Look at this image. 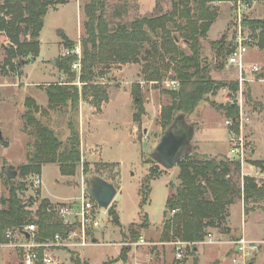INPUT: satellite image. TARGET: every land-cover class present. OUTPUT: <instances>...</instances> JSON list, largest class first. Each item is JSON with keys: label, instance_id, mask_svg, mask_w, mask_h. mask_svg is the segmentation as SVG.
Segmentation results:
<instances>
[{"label": "rangeland", "instance_id": "374dc122", "mask_svg": "<svg viewBox=\"0 0 264 264\" xmlns=\"http://www.w3.org/2000/svg\"><path fill=\"white\" fill-rule=\"evenodd\" d=\"M87 1L63 0L62 3L50 6L44 15L39 35V55L24 60L14 70L3 68L5 48L9 42L0 33V199L9 194L11 182L7 179V170L15 173L11 178L13 182L25 181V188L19 190L18 194L35 219L43 199H48L54 205H73L75 209L80 203L82 188H86V181L93 176H100L114 184L117 193L107 208L99 206L91 198L93 214L87 225L86 245L48 248L47 252L55 258V264H78L76 259L88 264H232L233 246L227 240L235 239L242 228L246 237L259 243L258 251L247 257L248 263L264 264V198L258 201L250 199L244 204L241 198L235 197L228 207L227 217L232 226V234L227 221L226 227L229 230L226 232L210 228L208 231L212 233L213 239L222 241L211 242L206 236L197 243L189 242L192 247L193 244L199 247L198 252L186 246L184 256L177 258L172 242L178 238L160 241L166 200L175 193V186L179 184L177 163L168 167L159 160L155 152L162 135L157 122L159 111L162 106L171 102V97L162 92L161 88L178 87V81L173 79V70L164 71L162 80L157 82L146 80L141 63L111 64L106 68L105 74L100 73L104 68L98 65L95 81L104 86L106 100L95 105L91 96L81 97L75 112L71 111L70 105L58 109L48 108L45 88L52 83L65 82L68 78L58 68L56 59L63 57L62 51L67 47L66 39L75 44L81 42L85 19L83 5ZM250 1H253V7L244 25L253 35L254 42L250 45L247 56L248 61L256 62L260 69L252 73L245 71L246 80L243 81L240 93L236 69L223 60L222 67H219L210 42L220 38L223 33L230 36L235 31L232 5L227 1L217 5V19L206 37L198 40L199 54L210 64L213 78L227 83L236 80L238 88L235 92L228 86L219 88L216 94L208 96V100H202L187 115V119L198 125L200 134L207 141L203 143V150L195 141L196 149L213 153L220 148L225 153L218 156L221 159L233 157L230 153V140H227L231 131L241 135L245 148V172L264 185V169L254 165L250 167L246 161L247 157L264 160V46H260V29H253L246 23L250 19L264 18V0ZM171 3L172 0H106V10L116 22L164 13L171 9ZM117 7L120 14L114 13ZM126 7L128 10L125 14ZM22 38L28 39L29 36L24 34ZM178 42L187 54L191 53L189 42H185L183 38H179ZM75 83L81 87L77 77ZM137 85L140 86L144 108L138 121L134 119L138 107L133 92ZM237 96L242 97V106L237 103ZM27 97H32L40 107L47 108L46 112H35L34 115L52 128L60 140L65 141L69 136L70 121L79 134L80 160L76 173L61 177L57 163L44 164L40 172L43 183L38 189L31 185V174L21 175L18 169L19 165L27 162L29 146L35 139L33 127L25 126L26 119L22 116L32 109L25 103ZM211 101L222 106L213 107ZM229 103L237 106L238 114L242 111V128L238 123H225L226 119L231 118L224 107ZM250 151H253L252 155H249ZM151 168L154 169L155 176L147 183L145 179ZM143 195L145 202L141 204ZM109 207L119 215L118 224L108 213ZM244 207L248 209L247 213ZM170 213L172 214L168 211V215ZM144 221L145 226L139 227ZM131 226L133 230L140 231L139 238L130 237ZM141 238L144 243L139 242ZM8 243L9 239L0 243V264H24L21 249L9 246ZM124 245L130 247L126 261L118 259L121 246Z\"/></svg>", "mask_w": 264, "mask_h": 264}, {"label": "trees", "instance_id": "16d2710c", "mask_svg": "<svg viewBox=\"0 0 264 264\" xmlns=\"http://www.w3.org/2000/svg\"><path fill=\"white\" fill-rule=\"evenodd\" d=\"M235 0H172L171 9L154 16H141L114 22L107 13L106 0H88L83 5L84 36L81 39L82 69L78 77L81 84L76 83L77 74L72 70L75 55L57 58L58 68L68 75L65 82L47 85L45 90L47 104L50 109H58L70 105L72 112L78 109L81 97L91 96L95 105L107 99L102 84L95 81L96 68L103 66L101 74L111 64L141 63L147 81L162 80L164 71L173 70V79L178 81L177 88H161L162 92L171 97V102L160 108L157 122L162 134L172 123L177 112L192 113L202 100L216 94L219 88L228 86L235 92L238 81L226 82L215 79L210 74V64L202 59L197 46L200 37L206 34L217 19L219 12L217 2ZM63 0H0V33L8 39L5 48L6 56L3 68L16 69L23 60L39 55V35L44 23V15L52 5ZM126 7L124 9L127 13ZM120 14L117 7L114 11ZM253 29H260V46H264V18L247 20ZM232 24V23H230ZM27 34L28 39L22 35ZM232 35L223 33L218 39L210 42L219 67L222 60L232 49ZM183 38L189 42L191 53L187 54L178 42ZM74 41L66 39L67 47H72ZM18 61V63H17ZM6 72V70L4 71ZM133 90L138 112L134 115L139 120L144 112L140 97V86ZM26 105L30 108L23 113L25 126L31 125L35 139L29 146L27 162L18 166L21 175L40 173L47 163H57L61 175H74L80 160L79 134L76 127L69 122L70 133L65 141L60 140L54 130L35 117V112H46L36 104L32 97H27ZM213 107H219L211 101ZM231 118H237L236 105L224 106ZM237 125V122H234ZM193 146L191 153L184 154L177 162L179 167V184L175 193L166 200L164 222L160 233V241L178 238L187 242L197 243L204 240L210 228L226 232L228 207L239 197L246 204L264 198V185L256 177L241 175V165L238 160L203 155ZM247 163L264 169V160H253L247 157ZM17 169V170H18ZM145 179L148 183L154 178V169ZM237 178V180H235ZM9 194L0 199V243L8 241L5 236L7 229L20 228L26 224H35V240L45 242L55 234L66 236L70 226L65 224L55 210V205L48 199H43L37 210V218H32L27 205L22 201L18 191L25 188V181L19 183L12 179ZM143 194V193H142ZM145 202L144 195L141 204ZM61 204V203H60ZM174 210V212H172ZM168 211L172 214L168 215ZM245 213L248 209L244 207ZM108 213L115 223H119V215L108 208ZM146 221L139 224L145 226ZM130 237H140L138 229L129 228ZM196 247V245H193ZM42 254V248H38ZM130 247L121 246L118 259L127 260ZM78 264H88L79 261ZM35 264H43L37 261Z\"/></svg>", "mask_w": 264, "mask_h": 264}, {"label": "built area", "instance_id": "2783aa9c", "mask_svg": "<svg viewBox=\"0 0 264 264\" xmlns=\"http://www.w3.org/2000/svg\"><path fill=\"white\" fill-rule=\"evenodd\" d=\"M233 8V25H234V37L231 51L226 56V64L234 67L237 71L240 93L242 91L243 81L246 80L245 71L257 72L260 66L256 62L248 61V52L250 51V45L253 44L254 39L250 31L244 25V21L247 18L250 10L253 7V1L250 0H235L230 3ZM63 56L75 55L76 58L72 63V71L77 74V79L82 69V48L81 44H75L72 47H66L62 51ZM79 82V81H78ZM80 83V82H79ZM229 99V97H226ZM237 103L242 106V97H236ZM239 124L242 128L243 114L239 112L237 118H229L225 120L227 125ZM230 140V153H232V159L238 160L241 167H243L245 158V148L243 137L235 132L229 134ZM31 185L35 188L42 187V175L41 173H33L30 177ZM88 193L85 187L81 190L80 203L74 209L73 205L66 203L58 204L54 208L58 215L62 218L63 222L69 225L71 228L67 232L66 236L55 234L54 237L45 242H37L35 240L36 225L26 224L20 228L7 229L5 236L9 239V246L18 247L22 251L24 264H35L37 261H42L43 264H55L56 260L51 256L47 250L51 246H63V247H76L84 246L87 244V225L92 220L93 212V200L90 196H86ZM174 212V210L172 211ZM15 233L19 236V239L13 240ZM26 234L29 236L27 237ZM75 238V240H73ZM209 241L219 242L222 240L213 239L212 233L207 234ZM139 242L144 243L143 239H139ZM229 244L233 246L232 264H249V258L255 252L258 251L259 243L253 239L246 237L243 228L236 236L235 239L227 240ZM175 249L177 258L184 256V247H192V244L187 241L177 239L172 242ZM194 245V244H193ZM38 248H42V254H39ZM194 249V246L192 247Z\"/></svg>", "mask_w": 264, "mask_h": 264}, {"label": "water", "instance_id": "95a60500", "mask_svg": "<svg viewBox=\"0 0 264 264\" xmlns=\"http://www.w3.org/2000/svg\"><path fill=\"white\" fill-rule=\"evenodd\" d=\"M22 63H24V60ZM187 115L183 112H177L172 123L164 130L156 144L155 152L159 160L168 167L175 165L184 154L191 153L193 149L192 139L196 123L188 120ZM183 149L186 151H183ZM6 176L11 179L15 176V173L7 170ZM85 190L99 206L104 208L110 205L117 193L114 184L100 176H93L86 181ZM26 236L28 237L29 235L26 234Z\"/></svg>", "mask_w": 264, "mask_h": 264}, {"label": "crops", "instance_id": "0c3cea01", "mask_svg": "<svg viewBox=\"0 0 264 264\" xmlns=\"http://www.w3.org/2000/svg\"><path fill=\"white\" fill-rule=\"evenodd\" d=\"M224 2H226V1H224ZM227 2H229V3H231V1H227ZM222 2H218L217 3V5H219L220 6V4H221ZM227 99V98H226ZM101 109H103V106H101ZM198 125L196 124L195 125V133H194V136H193V139H192V143H193V146L195 147V143L196 142H198L200 145H201V148H202V150H203V143L206 141L203 137H202V135L200 134V131L198 130ZM228 130V129H227ZM228 133H229V131H228ZM213 138H215V137H213ZM229 139V137L227 138V140ZM215 141H217L216 139H214ZM213 140V141H214ZM196 141V142H195ZM207 142V141H206ZM201 148L199 149V150H197V152H200V153H205V154H207V155H210V156H220V155H223V154H225V153H223V151H221L220 150V148H218L217 150H215V152H213V153H207V152H202V150H201ZM252 153H253V151H250L249 152V155H252ZM246 165H248V164H246ZM248 166H250V167H253L251 164H249ZM248 174V172H245V169H244V167H243V169H242V175H247ZM61 177H62V175H61ZM43 190V189H42ZM227 226L230 228V230H231V233L230 234H232V226L230 225V223H229V221H228V219H227ZM237 235H238V233H237ZM15 237H16V239H19V236L15 233ZM194 251L195 252H198L199 251V247L197 246V247H195L194 248Z\"/></svg>", "mask_w": 264, "mask_h": 264}]
</instances>
